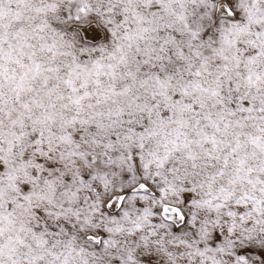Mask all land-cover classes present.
Instances as JSON below:
<instances>
[{"label": "snow or ice", "instance_id": "obj_1", "mask_svg": "<svg viewBox=\"0 0 264 264\" xmlns=\"http://www.w3.org/2000/svg\"><path fill=\"white\" fill-rule=\"evenodd\" d=\"M0 264H264V0H0Z\"/></svg>", "mask_w": 264, "mask_h": 264}]
</instances>
